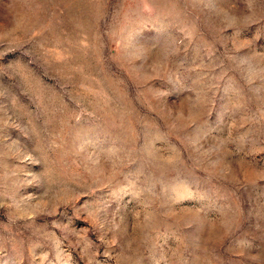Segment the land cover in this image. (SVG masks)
Instances as JSON below:
<instances>
[{"label": "rangeland", "instance_id": "obj_1", "mask_svg": "<svg viewBox=\"0 0 264 264\" xmlns=\"http://www.w3.org/2000/svg\"><path fill=\"white\" fill-rule=\"evenodd\" d=\"M0 264H264V0H0Z\"/></svg>", "mask_w": 264, "mask_h": 264}]
</instances>
